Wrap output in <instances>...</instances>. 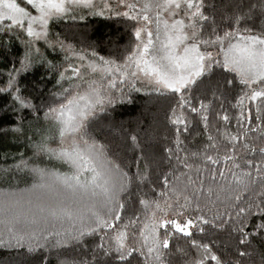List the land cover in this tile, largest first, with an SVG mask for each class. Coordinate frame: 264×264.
<instances>
[{
  "label": "snow or ice",
  "instance_id": "snow-or-ice-1",
  "mask_svg": "<svg viewBox=\"0 0 264 264\" xmlns=\"http://www.w3.org/2000/svg\"><path fill=\"white\" fill-rule=\"evenodd\" d=\"M24 3L34 12L17 0H0V22L8 21L0 23V33L11 37L18 28L27 37L21 41L23 51L19 56V67L13 62L4 86L0 87V95H11L10 102L0 110L7 111L10 104H16L20 109L39 111L21 95L18 77L35 63L55 67L45 61L37 46L39 41H44L53 51L59 47L68 66L60 71L57 79L60 90L51 93L55 99L44 112L45 119L55 128L57 146L49 147V138L45 137L33 147L37 153H46L69 165L71 173L32 168L39 177L38 183L29 188L0 192V248L24 249L27 254H36L40 250L47 253L50 247L66 248L72 243L79 244L86 236L104 231L108 238L105 240V236H101V243L96 248L104 256L114 252L120 264H128L134 254L143 257L144 264H172L169 258L175 253L169 247L170 240L176 234H182L189 239L190 248L196 250V256L192 257L188 249H176L177 253L188 257L183 264H231L215 254L210 243L192 237L194 229L203 235L204 226L209 224L223 229L232 223L231 230L238 234L241 246L250 245L252 237L264 233V24L259 30L255 24L240 27L242 22L256 19L257 12L264 18V0L249 4L247 11H241V6L237 5V10L227 17L232 23L222 34L215 26L214 16L203 11L214 5H206L204 0H24ZM76 8L87 9L86 14L90 16L123 18L130 22L134 42L122 60L99 55L94 48L77 51L73 45L59 39L55 44L48 40L50 22L65 17ZM84 18L80 16L81 20ZM209 21L213 27L205 35L204 28ZM16 35L19 39L18 33ZM2 43L8 47L7 39ZM73 58L81 63H72ZM83 68L89 70L88 78L81 73ZM216 69L222 70L223 87L240 86L233 105L240 109L238 131L226 136L221 133L231 147L221 148L217 138L208 135L209 143L203 150L185 151V155L180 156L183 141L179 129L184 126L187 131L189 125L183 113L186 107L190 112L200 114L201 122L208 130L211 102L205 103L201 99L199 106H194L191 92L202 78ZM69 71L71 75H67ZM93 75L98 78H91ZM64 80L70 82L69 87L63 86L61 81ZM137 83L141 87H137ZM125 85L129 91L146 90L149 94L178 98L168 116L169 122L177 127L174 141L177 163L164 173L160 191L153 187L150 191L154 196L140 195L139 210L127 219H124L123 194L129 192L134 180L140 184L148 181L152 164L158 163L151 156V145H142L135 134L129 137L132 148L141 152L133 177L108 156L104 144L90 138L88 133L89 122L98 112L105 111L106 105L114 103L112 91H121ZM123 95L121 92V98ZM212 95L220 99L215 90ZM252 108L256 112L255 123L251 117ZM219 118L225 122L230 120L226 112ZM257 141L261 143L258 145ZM212 150L215 155L209 154ZM164 152L171 163L173 149L165 148ZM256 152L260 159L253 167V159L248 157ZM193 158L202 159L205 166H219L221 161L230 163L227 172L223 167L218 171L227 183L218 185V190L204 187V174L199 164H195L199 187L187 172L177 173L178 166L191 170L194 163H189V159ZM141 160L144 161L142 169L139 167ZM22 164L27 167L26 162ZM209 175L215 183L216 168L209 169ZM257 183L260 191L245 200V194ZM214 191L215 199H212ZM223 204H227L226 219L225 212L220 210ZM214 207L216 212L209 215ZM233 208L235 216L231 214ZM250 217L259 219L251 232L247 231ZM221 220L223 222L219 223ZM130 239L133 243H129ZM237 252L239 257L250 255L240 249ZM93 259H96L95 255ZM40 264H47V256ZM62 264L75 262L65 260ZM234 264H240V261L237 259Z\"/></svg>",
  "mask_w": 264,
  "mask_h": 264
},
{
  "label": "trees",
  "instance_id": "trees-1",
  "mask_svg": "<svg viewBox=\"0 0 264 264\" xmlns=\"http://www.w3.org/2000/svg\"><path fill=\"white\" fill-rule=\"evenodd\" d=\"M205 4H213V8L205 7V14L214 16L215 26L222 34L227 30L232 23L227 17L232 15L237 10V5H240L241 11H247L249 4H259L260 0H204ZM259 26L264 24V18L256 14V19L253 21H244L240 24L243 28L246 25ZM213 24L211 21L205 25V35L211 31ZM48 38L51 41L57 39L64 41L65 44H71L77 51L82 49L94 48L99 55L111 57L118 61L122 60L126 51L131 50V44L134 42L131 37L130 22L123 18L106 19L96 16H86L83 20L68 17L61 20H53L49 25ZM8 40V47L3 46V41ZM44 54V59L51 62L55 67L49 68L46 63H35L34 66L25 73H21L18 77V86L21 89V95L31 101L38 112H33V109H20L19 105L10 104L7 111L0 110V192L11 189L29 188L34 183L39 182V177L35 175L31 169L41 168L50 171H56L62 174H70L68 166L62 164L59 160L52 159L46 153H37L33 147L34 144L40 143L45 137H48V146L52 145L55 140L54 132H51V122L46 123L42 120V116L46 111V107L53 103V92H58L60 86L57 85V79L60 71L66 65L63 59V52L60 50H50L44 45L38 46ZM212 49V48H209ZM23 51L21 39H17L16 34L8 37L7 33H0V87H3L7 80V72L12 67L13 62L19 67V56ZM40 58L37 57V60ZM222 70L216 69L213 73L202 78V82H198L191 92V97L194 106H199L201 99L205 103L211 102L210 111L208 113V130H205L204 124L201 122L200 114L192 113L186 107L183 110L184 116L189 121L188 129L185 131L184 126H180L179 137L183 141L180 146V156L187 152H199L204 149V146L209 143L208 135H213L217 138L221 148L224 146L231 147L226 138L221 137V133L236 134L238 131L237 117L240 109L233 107L236 103V96L240 92V86L237 85L233 89L223 87ZM229 78H232L229 74ZM106 83V81H105ZM64 87L69 85L63 84ZM213 90L220 99H215L212 95ZM123 92V98H121ZM112 96L115 98L114 103L106 105L105 111L98 112L97 115L89 122L88 133L90 138L95 139L106 146L108 156L121 168L129 173L130 176H135L137 171V157L141 155L139 150L133 149L129 137L133 134L137 135L142 145H151V156L158 163L152 164L150 168L149 180L144 184L133 181L129 192L123 194L122 199L125 203L124 219L134 215L139 210V197L142 193H147L149 196L155 194L150 191L155 187L156 191H160L163 187L162 179L164 173L170 171L172 165L176 162V144L174 143L177 135V127L169 122L168 116L171 114L172 105L176 104L178 98L173 95L158 96L156 93L149 94L147 91L135 92L129 91L125 85L121 91H112ZM11 100V95H0V109ZM247 105V102H245ZM16 109V111H13ZM177 112L180 109L177 108ZM230 117L229 122L221 120L219 117L224 113ZM219 113V115H218ZM245 122L247 123L248 111L245 108ZM255 108H252L251 117L255 123ZM20 117H23L21 120ZM53 126V125H52ZM16 129H19L17 131ZM219 129V132L217 131ZM53 133V134H52ZM249 135H256L249 133ZM261 142L257 141L259 145ZM239 147V146H238ZM165 148L173 149L171 163L167 160ZM215 155V150L209 152ZM241 150V155H243ZM253 167L256 161L260 159L259 153H253ZM22 162H26L27 167H24ZM242 162V161H238ZM189 163H194V167L189 170L183 166L177 167V173L187 172L197 181V186H200V180L197 177L195 164L200 165V170L203 172L204 187H213L218 190V185L226 184V178L219 176L218 171L223 167L227 172L231 168V164L221 161L219 166H214L205 163L202 159H189ZM144 161L139 162V167L142 169ZM216 168L217 179L215 183L211 182L209 169ZM236 171H239L238 169ZM253 175L255 172L253 171ZM230 177V173H229ZM172 177L169 176V180ZM260 191V185H252L251 189L245 194L244 199L254 196ZM215 199V191L212 196ZM203 203V200L201 201ZM239 203L243 204L244 201ZM227 204L220 205V210L225 212V219L228 211ZM216 212V208L212 209V213ZM231 214L235 216V209H231ZM221 220L219 223H222ZM257 217H250L248 220L249 227L247 231H253V225L258 223ZM123 223V220L120 222ZM119 227V225H116ZM203 235L197 230H193V237L197 240H202L205 243H210L212 251L219 255L222 260L229 261L231 264L238 259L240 264H264V233L251 238V244L241 246L238 244L239 236L232 232L233 224L229 223L223 229L215 228L211 224L205 225ZM163 233V230H161ZM110 234V233H109ZM101 236H107L104 231L97 235L86 236L79 244L72 243L66 248H52L45 253L40 250L36 254H27L24 249L6 250L0 248V264H40L44 256H47V264H62V261H74L75 264H120L116 259V254L113 252L109 256H104L103 252L96 248L101 243ZM54 243V241L52 242ZM129 243H133L130 239ZM170 249L174 256L170 257L172 264H183V261L188 259L176 252L177 248L188 249L189 255L196 256V250L191 249L189 239L183 237L182 234H176L170 240ZM237 249L244 250L250 255L239 257ZM96 257L94 260L93 257ZM128 264H144L143 257L139 254H134L130 258ZM211 264V262H209Z\"/></svg>",
  "mask_w": 264,
  "mask_h": 264
},
{
  "label": "rangeland",
  "instance_id": "rangeland-1",
  "mask_svg": "<svg viewBox=\"0 0 264 264\" xmlns=\"http://www.w3.org/2000/svg\"><path fill=\"white\" fill-rule=\"evenodd\" d=\"M17 2L20 3L21 6L29 7V6H27V5L24 3V0H17ZM97 2H99V0H97ZM29 10L34 12V10H32L30 7H29ZM87 11H88L87 9L76 8V9H74L73 11L69 12L65 17H63V18H61V19H65V18H68V17H76L77 19H80V16H84V17H86V16H90V15H87V14H86ZM61 19H56V20H61ZM0 23H2V24H6V23H8V21H3V22H0ZM16 33H18V35H19V39H21V41L24 40V39H27V37L25 36V34H24L22 31H19L18 28L14 30V34H16ZM16 36H17V35H16ZM48 40H49L51 43H53V44L56 43V41H51L49 38H48ZM39 45H42V46L44 45L46 48H48V49H50V50H53L51 47H48V45H47L44 41H39L38 44H37V46H39ZM56 50H59V51H60L59 47H57ZM208 50H209V51H214V52H215L214 49H208ZM63 54H64V53H63ZM63 59H64V55H63ZM64 61H65V60H64ZM65 63H66V65L64 66V68H67V66H68V62L65 61ZM72 63H74V64H76V65H79L81 62H80L79 60H76L75 58H73ZM81 73H82L83 75H86V78H88V77H87V74L89 73V70H88L87 68H83V69H81ZM67 75H71V72L69 71V72L67 73ZM58 78H59V77H58ZM91 78H98V77L95 76V75H93ZM61 83H62V84H66V85H69V84H70V82L67 81V80L61 81ZM136 86H137V87H141L140 83H137ZM144 91H146V90H144ZM42 120H43L45 123L48 121V120L45 119L44 115L42 116ZM50 125H51V127H53V129H51V130H52L51 132H54L55 140H54V143H53L52 145H50L49 147H53V148H55V147L57 146V142H58V141H57V139H56L55 128H54V126H52V123H51ZM52 134H53V133H52ZM50 157H51V156H50ZM51 158L54 159V160H57V159H55V158H53V157H51ZM59 161H60V160H59ZM61 162H62V161H61ZM62 164L65 165V166H68V168H69V170H70L69 172L71 173V169H70L69 165H67V164L64 163V162H62Z\"/></svg>",
  "mask_w": 264,
  "mask_h": 264
}]
</instances>
